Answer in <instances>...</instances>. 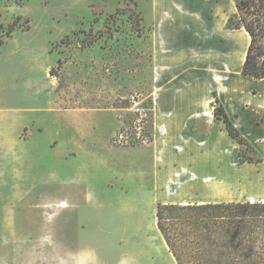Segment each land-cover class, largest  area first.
Returning a JSON list of instances; mask_svg holds the SVG:
<instances>
[{
  "label": "rangeland",
  "instance_id": "rangeland-1",
  "mask_svg": "<svg viewBox=\"0 0 264 264\" xmlns=\"http://www.w3.org/2000/svg\"><path fill=\"white\" fill-rule=\"evenodd\" d=\"M234 12L233 0H0V264H137L136 246L139 264H177L159 202L264 201V78L241 73L250 40L227 26ZM158 43L179 117L155 108ZM208 90L237 110L249 145L225 138L216 97L214 117L188 119ZM133 96L151 140L126 146L114 138Z\"/></svg>",
  "mask_w": 264,
  "mask_h": 264
},
{
  "label": "trees",
  "instance_id": "trees-1",
  "mask_svg": "<svg viewBox=\"0 0 264 264\" xmlns=\"http://www.w3.org/2000/svg\"><path fill=\"white\" fill-rule=\"evenodd\" d=\"M233 1L236 12L228 18L227 26L242 28L250 36L241 73L262 79L264 0ZM12 29L13 26L10 31ZM214 95L218 104L215 117L225 123L231 137L240 144L249 145L217 91ZM253 161L249 159V162ZM156 219L177 264H264V201L159 202Z\"/></svg>",
  "mask_w": 264,
  "mask_h": 264
},
{
  "label": "crops",
  "instance_id": "crops-1",
  "mask_svg": "<svg viewBox=\"0 0 264 264\" xmlns=\"http://www.w3.org/2000/svg\"><path fill=\"white\" fill-rule=\"evenodd\" d=\"M245 31V30H244ZM250 40V37L248 38ZM164 46V45H163ZM164 49V48H163ZM163 49L161 48V44L158 43L156 44V51H155V76H154V86H155V92L154 94V103H155V108L157 109L158 113L160 116H163L165 118H170L174 115H176L177 117L180 116L179 113H183L185 111H183L182 109H180L181 107H183V103L185 102L182 99L181 96V89H176L174 92L169 88V85L165 82L166 78L164 74H162L163 70H164V66L159 65L158 63V55L159 54H163L162 51ZM166 50V47H165ZM206 99L204 100V104H195V109H193L194 111L192 112V114H190L188 116V119H201V118H205L207 115L210 117H214L211 111V107H209V104L211 102H213L215 95L211 93L210 90H208L206 93ZM171 98V102L170 99ZM222 99V98H221ZM222 101L224 102V105L226 107V110L228 112V114L231 116V118L233 119V121L235 122V116L237 114V110L234 109L233 107H231V105H229V107L226 104V100L222 99ZM211 105V104H210ZM179 114V115H178ZM218 122L221 123V125H223L224 131L226 134L224 135L225 138L227 139V137L231 138V136L229 135L227 129H226V125L222 120H218L217 118H215ZM236 123V122H235ZM169 136V128H168V124L167 122L163 121V122H159L157 123V129H156V138L154 142H158L162 143V144H166L167 143V138L166 136ZM152 142V144L154 143ZM189 142V139L186 138L185 135H181L180 136V140L178 143L173 144L174 149H177L178 152H180V150H182L185 147V144ZM203 141H198V145H202ZM161 148L158 149L157 154V160L159 161L161 159ZM182 168H185V166H183ZM186 174H188L186 172V170L181 171V173L179 175H183L185 176ZM182 176V177H183ZM207 177L209 176H205L202 177V179L204 181H206ZM191 179V176H189L188 174V179ZM192 179H199L200 177L195 174L194 177ZM149 204V203H148Z\"/></svg>",
  "mask_w": 264,
  "mask_h": 264
},
{
  "label": "built area",
  "instance_id": "built-area-1",
  "mask_svg": "<svg viewBox=\"0 0 264 264\" xmlns=\"http://www.w3.org/2000/svg\"><path fill=\"white\" fill-rule=\"evenodd\" d=\"M132 102L134 103V107H132L134 109L132 123L116 133L115 142L126 146L141 143L147 144L151 140V137L147 134L149 108L144 106L143 100L139 96H133Z\"/></svg>",
  "mask_w": 264,
  "mask_h": 264
},
{
  "label": "bare ground",
  "instance_id": "bare-ground-1",
  "mask_svg": "<svg viewBox=\"0 0 264 264\" xmlns=\"http://www.w3.org/2000/svg\"><path fill=\"white\" fill-rule=\"evenodd\" d=\"M246 32V31H245ZM246 34H247V36H248V38L250 37L249 36V34L246 32ZM249 77V76H248ZM249 200H255V199H253V198H250ZM144 219L143 220H141V222H142V225H146V228L147 229H149V230H151V227L149 226L150 225V222H149V217L151 216V211H150V207L149 206H147L146 208H145V211H144ZM145 221V222H144ZM131 230H133V235H135L136 237H139L140 236V227L136 224V227L135 228H131ZM141 242H149V244L147 245V243L145 244L146 246H148L149 248H150V250H151V252L149 251L148 253H150L151 255H152V245H151V242H154V239H147V240H142ZM135 253H136V255H135V260H136V263L137 264H139L140 262H142L143 260H144V255H143V253H141L140 252V247L139 246H136V248H135ZM147 261L146 262H148V256H147ZM150 260V262H148L149 264H151V259H149Z\"/></svg>",
  "mask_w": 264,
  "mask_h": 264
}]
</instances>
